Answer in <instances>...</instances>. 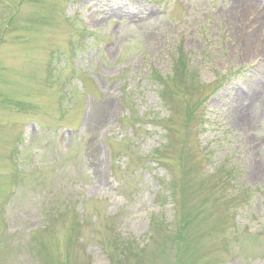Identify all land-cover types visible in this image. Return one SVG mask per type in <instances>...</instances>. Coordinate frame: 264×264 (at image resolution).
<instances>
[{
    "label": "rangeland",
    "instance_id": "obj_1",
    "mask_svg": "<svg viewBox=\"0 0 264 264\" xmlns=\"http://www.w3.org/2000/svg\"><path fill=\"white\" fill-rule=\"evenodd\" d=\"M240 1L0 0V264H264Z\"/></svg>",
    "mask_w": 264,
    "mask_h": 264
},
{
    "label": "bare ground",
    "instance_id": "obj_2",
    "mask_svg": "<svg viewBox=\"0 0 264 264\" xmlns=\"http://www.w3.org/2000/svg\"><path fill=\"white\" fill-rule=\"evenodd\" d=\"M238 3H239V7H240V8H238V10L240 12L241 11L244 13L250 12V13H254V14H256V12H258V10L255 7H252V5L249 4V2L247 0L246 1L242 0ZM257 20H259V23L255 24L254 29L251 31V35H249L250 38L249 39H248V37L246 38V49H247V52H250V53L255 52L264 43V20L262 18H259ZM249 34H250V32H249ZM247 35H248V32H247ZM239 114L241 115V118L243 116H245V114L243 112H240ZM251 117H252V115H251ZM241 118H238L237 121H240Z\"/></svg>",
    "mask_w": 264,
    "mask_h": 264
}]
</instances>
